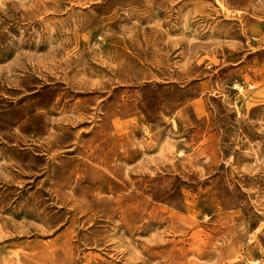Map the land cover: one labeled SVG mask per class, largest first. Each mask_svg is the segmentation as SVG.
Instances as JSON below:
<instances>
[{"label":"rangeland","instance_id":"374dc122","mask_svg":"<svg viewBox=\"0 0 264 264\" xmlns=\"http://www.w3.org/2000/svg\"><path fill=\"white\" fill-rule=\"evenodd\" d=\"M0 264H264V0H0Z\"/></svg>","mask_w":264,"mask_h":264},{"label":"bare ground","instance_id":"6f19581e","mask_svg":"<svg viewBox=\"0 0 264 264\" xmlns=\"http://www.w3.org/2000/svg\"><path fill=\"white\" fill-rule=\"evenodd\" d=\"M194 68V67H193ZM188 73V72H187ZM11 235V234H10Z\"/></svg>","mask_w":264,"mask_h":264}]
</instances>
